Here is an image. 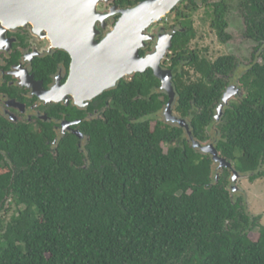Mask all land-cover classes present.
<instances>
[{"label":"trees","instance_id":"trees-1","mask_svg":"<svg viewBox=\"0 0 264 264\" xmlns=\"http://www.w3.org/2000/svg\"><path fill=\"white\" fill-rule=\"evenodd\" d=\"M213 7L211 26L228 43L229 4ZM239 10L244 37L256 46L236 83L239 57L211 61L191 50L190 24L175 35L173 83L194 140L214 143L254 180L264 175V0H239ZM160 84L152 70L121 81L111 92L117 108L82 124L85 152L71 134L53 152L29 129L0 130V214L11 201L20 207L9 221L0 217V264H264L261 216L233 191V169L217 163L216 171L185 128L157 115L168 102ZM232 85L241 94L216 120Z\"/></svg>","mask_w":264,"mask_h":264},{"label":"flooded vegetation","instance_id":"flooded-vegetation-1","mask_svg":"<svg viewBox=\"0 0 264 264\" xmlns=\"http://www.w3.org/2000/svg\"><path fill=\"white\" fill-rule=\"evenodd\" d=\"M144 1L147 0H89L88 4L95 7L96 15L90 18L91 24L87 28L96 30L95 39L100 42L116 28L122 17L121 11L134 8ZM190 1L181 0L167 16L145 29V34L150 38L145 40V46L140 49L141 56L152 54L160 40L170 36L171 45L161 61V66L171 72L172 82L175 61H178L177 66L180 65L174 39L178 32L187 31L190 21L186 18L193 10L189 7ZM195 1L199 7L216 2ZM80 2L83 3L84 0ZM83 20L82 17H76V24L71 19V25L67 21L61 22L59 27L55 21L42 22L41 17H22L15 22L0 14V120H3L0 122L1 131L29 129L45 137L48 149L53 152L62 138L71 134L79 139L78 146L85 152L90 134L84 131L82 124L86 121L106 120V113L117 108L112 90L121 81H131L135 73L123 77L117 86L90 100L81 103L76 101L66 87L71 74L72 55L68 50L58 47L53 37L61 34L68 38V41L75 43L76 36L83 34L86 28ZM70 35L73 37L69 38ZM148 70L154 72L151 67L145 71ZM157 91L167 94L161 84ZM177 95L176 91L171 108L176 115ZM166 107L167 104L157 114L160 118H165ZM232 177L233 175L231 186Z\"/></svg>","mask_w":264,"mask_h":264},{"label":"water","instance_id":"water-1","mask_svg":"<svg viewBox=\"0 0 264 264\" xmlns=\"http://www.w3.org/2000/svg\"><path fill=\"white\" fill-rule=\"evenodd\" d=\"M80 1L0 0V12L8 20L15 22H18L19 18L33 16L36 19L41 17L42 22L55 21L59 27L61 22L69 21L71 25V19L76 24V17L84 18L82 22L86 28L83 34L76 36L75 43L68 41L69 39L61 34L53 37L58 47L68 50L72 55L71 74L66 87L76 101L81 103L90 100L105 90L117 86L123 77L143 72L151 67L154 75L161 80V87L169 96L165 110L166 121L185 128L194 147L201 152L209 153L220 168L233 169L232 163L220 155L214 143L203 144L194 140L187 119L174 114L171 110L176 98V90L171 72L161 66V61L171 45L170 36L160 40L154 53L147 56L140 55L145 40L150 38L145 34V29L167 16L181 0H147L134 8L121 11L122 17L116 28L100 42L95 39L96 30L87 28L91 24L90 18L96 15L95 7L89 6V0H84L83 3ZM71 37L73 35L69 36ZM236 94H241V90L236 85L228 87L218 105L216 120H220L226 103ZM238 179L240 173L233 169L232 180L235 186Z\"/></svg>","mask_w":264,"mask_h":264},{"label":"rangeland","instance_id":"rangeland-1","mask_svg":"<svg viewBox=\"0 0 264 264\" xmlns=\"http://www.w3.org/2000/svg\"><path fill=\"white\" fill-rule=\"evenodd\" d=\"M214 1V0H212ZM221 1V0H215ZM229 4L228 32L233 36L232 40L228 43H221L217 37L215 30L211 26L213 19L214 7L212 4L207 6L198 7L189 12V24L193 26L196 36L189 43L191 50L200 52L201 56L208 58L211 61L216 60L223 55H236L241 61V66L237 70L232 81L236 83L240 74L249 67L252 61V54L254 52L256 43L244 37L245 27L244 20L239 10V0H226ZM170 16V15H169ZM173 14L170 16L172 19ZM184 17H182L183 19ZM185 19V20H186ZM189 71L192 80L199 78V74L194 69L185 66ZM235 98L231 101L238 100V94L234 95ZM177 114V113H176ZM163 117V115L161 114ZM216 130L212 134L215 135ZM210 142V141H209ZM218 164L215 163L214 169L217 171ZM264 171V167L263 170ZM242 177L236 181V186L232 185V189L236 196H243L247 205V212L252 215H260L259 223L264 226V175H257V178L252 180L249 174H241ZM22 207V206H21ZM18 207L14 201L9 202L7 211L0 214L4 222L9 221L13 214L18 213ZM251 238L257 240L259 237V228L257 227L251 234Z\"/></svg>","mask_w":264,"mask_h":264}]
</instances>
